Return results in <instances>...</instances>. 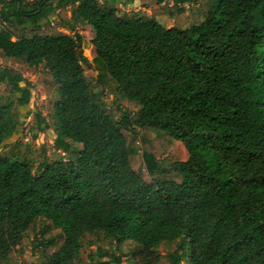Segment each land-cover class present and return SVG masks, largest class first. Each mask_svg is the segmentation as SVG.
Listing matches in <instances>:
<instances>
[{
  "label": "trees",
  "instance_id": "trees-1",
  "mask_svg": "<svg viewBox=\"0 0 264 264\" xmlns=\"http://www.w3.org/2000/svg\"><path fill=\"white\" fill-rule=\"evenodd\" d=\"M116 2L0 0V56L46 67L57 98L47 118L33 116L68 155L34 166L0 151V264L17 263L15 247L36 219L45 222L38 264H75L96 241L106 246L87 253L90 264H122L124 241L136 264H264V0L163 3L171 17L190 3L186 28L122 17ZM67 5L72 22L92 29V79L82 37L52 23ZM0 82L9 92L0 96L1 146L30 84L6 66ZM103 91L128 103L116 102L115 118ZM175 141L187 157L165 166L150 145Z\"/></svg>",
  "mask_w": 264,
  "mask_h": 264
},
{
  "label": "rangeland",
  "instance_id": "rangeland-1",
  "mask_svg": "<svg viewBox=\"0 0 264 264\" xmlns=\"http://www.w3.org/2000/svg\"><path fill=\"white\" fill-rule=\"evenodd\" d=\"M141 0H133L128 2L127 0H117L115 7L117 13L125 18H131L135 16H146L152 17L157 22L161 23L166 27L176 26L179 28H186L190 22V3H183V12H180L173 17L169 13L162 9L161 5H170V0H162L156 2L153 0L147 5H142ZM55 11L52 16V23H59L58 29L62 32L79 34L82 37V49L87 59L86 63L82 64L84 74L87 78L95 77V70L92 68V58L95 56L94 47L91 43L93 35L92 29L87 24L74 23L70 19V7L67 5L63 8L62 13ZM2 25L0 24V29ZM13 67L19 69L22 72L23 77L30 84V98L29 102L24 107L18 108V124L16 125L12 136L0 146V151L3 153L20 152L24 154V157L34 166H37L43 159L52 160L57 158L66 159L68 155L61 150L56 149L54 146L55 132L51 128L44 129L43 131L38 130L37 123L35 122L33 112L39 111L42 115L47 118L53 109V104L57 98L55 88L49 87L45 84L44 76L47 74V69L43 64H39L36 67H27L25 65H19L14 62L11 58L0 56V68L2 67ZM100 88H97L99 90ZM9 95L8 88L6 85L0 82V96L6 97ZM112 94L103 91L101 99L105 104V107L111 109V114L115 118L117 117L118 111L116 110V102L119 103L120 108L127 107V102L124 99H117L114 101ZM16 111V110H15ZM143 133L136 138L135 143L138 145V153H141L144 146L140 140ZM151 149L156 153L158 160L163 165H168L176 160H184L187 157V152L180 141L171 143L166 149H162L155 143H151ZM72 147H78L77 144L71 143ZM137 161H135L136 163ZM43 219H36L35 228L32 230H26L23 236L16 245L15 256L16 264L22 262L28 264H38L42 256V247L36 245L35 237L38 236L39 229L44 225ZM96 245L105 247L103 241H96L93 244L88 245L84 243L81 253L80 260L75 264H90L87 258L89 251H94ZM133 243L130 241H124L121 251L125 254L122 258V264H136L130 259L129 250ZM175 247V243L161 244L158 246V252L161 254L172 250ZM156 264H165L163 257L160 258ZM180 264H189L186 259L180 262Z\"/></svg>",
  "mask_w": 264,
  "mask_h": 264
}]
</instances>
